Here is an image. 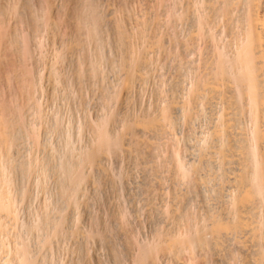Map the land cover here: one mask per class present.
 Returning a JSON list of instances; mask_svg holds the SVG:
<instances>
[{
  "label": "bare ground",
  "instance_id": "6f19581e",
  "mask_svg": "<svg viewBox=\"0 0 264 264\" xmlns=\"http://www.w3.org/2000/svg\"><path fill=\"white\" fill-rule=\"evenodd\" d=\"M0 264H264V0H0Z\"/></svg>",
  "mask_w": 264,
  "mask_h": 264
},
{
  "label": "rangeland",
  "instance_id": "374dc122",
  "mask_svg": "<svg viewBox=\"0 0 264 264\" xmlns=\"http://www.w3.org/2000/svg\"><path fill=\"white\" fill-rule=\"evenodd\" d=\"M139 216H140V215H139ZM139 218H141V216H140ZM139 218H138V219H139ZM146 223H147V224H146ZM148 223H149V222H143V223H142V224H145V225H142V226H144L145 230H144V228L141 227V228L144 230V232L142 231L143 233H145V232L148 233V231H150V227H149V224H148ZM146 227H147V229H146ZM148 229H149V230H148Z\"/></svg>",
  "mask_w": 264,
  "mask_h": 264
}]
</instances>
